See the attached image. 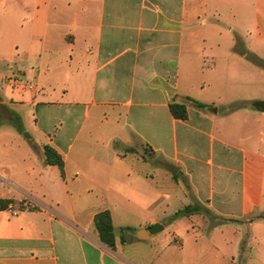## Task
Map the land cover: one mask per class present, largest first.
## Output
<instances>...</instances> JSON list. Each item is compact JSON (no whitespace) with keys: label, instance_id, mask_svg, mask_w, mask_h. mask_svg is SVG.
<instances>
[{"label":"crops","instance_id":"1","mask_svg":"<svg viewBox=\"0 0 264 264\" xmlns=\"http://www.w3.org/2000/svg\"><path fill=\"white\" fill-rule=\"evenodd\" d=\"M243 33L264 41V0H0V89L11 70L31 82L0 91V122L35 119L29 137L0 126V198L13 199L0 207V264H153L126 257L122 237L155 222L170 230L165 264H264V96L193 97L219 77L264 82ZM205 66L213 80L197 78ZM187 96L208 106L176 118L170 102ZM181 184L207 211L156 214ZM105 209L115 247L95 225Z\"/></svg>","mask_w":264,"mask_h":264},{"label":"rangeland","instance_id":"2","mask_svg":"<svg viewBox=\"0 0 264 264\" xmlns=\"http://www.w3.org/2000/svg\"><path fill=\"white\" fill-rule=\"evenodd\" d=\"M233 26L236 30H238V26L235 23L233 24ZM243 38H244L245 42L241 44V47H242V51L248 55L246 57V59H252L254 57L261 58V56H259L260 53L258 51H255L254 48H250V45L253 44L254 46L262 47V49L264 51V41H258L256 39H254V36L252 34H249V33H243ZM244 45H246V46H244ZM204 55H207V56L209 55V57H204ZM204 55H203V57L201 56L198 58V64L199 65L204 63V59H207L208 62H211V60H212L211 52L206 51ZM16 70H18V69H16ZM210 73L211 72L207 66H205L203 68L201 67L199 69V75L197 76V78L200 81L213 80V77H212L213 75H211ZM220 78L221 77H219L218 82L207 81V83H205L204 90H201L200 87H195V89L193 91V94H194L193 97L196 98V97L203 96V95L215 97L216 104L217 105H221V104L223 105L226 102L227 96H236V97L248 96L249 94H251L254 91H259L260 94H262L264 96V82L259 81V79L257 81H252V80L247 81V80H242L239 77H236L234 80L230 81L229 84H227L226 82L223 83ZM4 88L5 89H3V90L0 89V91L2 92V94L7 99H9L10 96L14 95L13 94L14 90H12V88H10L6 82H4ZM29 109L32 110L31 107H29ZM54 111H58L60 113V110H58L57 108H54ZM20 112L23 114V111H20ZM25 116H26L27 120L23 119L22 117L17 118V121H18L17 125H21L25 131H26V127L29 130L34 131L35 119H33V117H32L33 115L31 113L30 114L25 113ZM82 119H83V115L80 116L79 122H81ZM6 120H8V119L6 118ZM17 125L13 123L12 117H11V122H10V120L0 122V126L2 127V129H5L7 131H17L16 130V129H18ZM170 133H172V131H170ZM157 160H154L155 164H152V165H154L155 168H161L162 163L158 162ZM163 167L164 166H162V168ZM163 169H165L167 171V169L165 167ZM155 171H156V173L159 172L156 169H155ZM157 178L159 179V177H157ZM182 182L184 184V181H182ZM179 188L181 190H179ZM179 188L177 190L178 196L173 195V198L170 201L171 205L168 206L167 203H162L160 208L156 211V214H158L162 218L165 217L167 219H171L172 214H173V216H175L177 210H179L178 209L179 205L188 204V203L193 202V198L190 195L187 194V196H186L185 186L181 184V187L179 186ZM164 210H166V213H164ZM169 223L170 222L168 221L167 224H169ZM137 230H138V227H134V226L125 228L123 230L124 231L123 232V239H124L123 242L125 241L124 255L126 257H128L129 259L132 257L135 258V257L144 256L145 260H147V261L153 260V264H165L164 254L162 253V249H161L162 248L161 242L163 239L169 238V236H170L169 235V231H170L169 227H166V229L161 231V232L155 233L154 234V236H155L154 240L153 239L147 240V239L138 238L137 237ZM117 233L119 234V236H122L119 228L117 230ZM206 236L208 237L209 235L206 234ZM188 237L191 239V241H194L195 235L189 234ZM204 243L206 244V242H204Z\"/></svg>","mask_w":264,"mask_h":264},{"label":"trees","instance_id":"3","mask_svg":"<svg viewBox=\"0 0 264 264\" xmlns=\"http://www.w3.org/2000/svg\"><path fill=\"white\" fill-rule=\"evenodd\" d=\"M252 60L264 65V61L257 58V57L252 58ZM189 103L194 104V105L201 107V108H205L208 106L206 103L198 101L193 97L187 96L184 101H177V100L173 99L170 102V110L176 118L186 119L188 117V107L187 106ZM238 106H240V105L234 104L232 106V108H236ZM18 117L19 116H17V118ZM15 123L17 125V123H18L17 119L15 120ZM17 127H18L20 132H22L23 134H25L28 137L30 136L22 128L21 125H17ZM45 151L47 154V161L49 163L58 164L59 167L61 168V170L63 171L64 163H65L63 156L55 148H53L51 145H45ZM12 202H13V199H9V198L8 199L7 198L2 199V198H0V203H1L0 207L1 208H7L9 206V204ZM199 210H206L207 211V208L203 207L200 204H188V205L184 206L183 208H181L180 210H178L176 212L175 216L178 217L181 215H189V214H192V213L199 211ZM260 216L264 217V212L261 213ZM95 225H96V228L99 232V236H100L101 240L104 241L110 247H115L116 246V235H115L113 218H112L110 210L105 209V210L99 211L95 215ZM122 240H124L123 237H122Z\"/></svg>","mask_w":264,"mask_h":264},{"label":"water","instance_id":"4","mask_svg":"<svg viewBox=\"0 0 264 264\" xmlns=\"http://www.w3.org/2000/svg\"><path fill=\"white\" fill-rule=\"evenodd\" d=\"M255 105L259 109H264V100H258L255 101ZM169 170L171 171L172 174H176L179 167L169 163L168 164ZM164 229V225L160 222H155L153 225L149 226L148 228H143L138 231V236L140 238H149L152 234L158 233L159 231Z\"/></svg>","mask_w":264,"mask_h":264},{"label":"built area","instance_id":"5","mask_svg":"<svg viewBox=\"0 0 264 264\" xmlns=\"http://www.w3.org/2000/svg\"><path fill=\"white\" fill-rule=\"evenodd\" d=\"M8 82L13 90L19 92L27 90L31 83L27 78L26 74L19 70H11L8 76Z\"/></svg>","mask_w":264,"mask_h":264}]
</instances>
